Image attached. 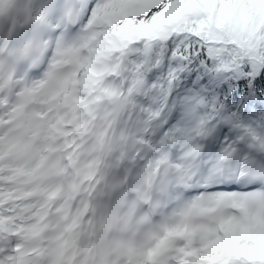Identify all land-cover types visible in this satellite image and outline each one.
Wrapping results in <instances>:
<instances>
[{"label":"clouds","instance_id":"obj_1","mask_svg":"<svg viewBox=\"0 0 264 264\" xmlns=\"http://www.w3.org/2000/svg\"><path fill=\"white\" fill-rule=\"evenodd\" d=\"M46 3L13 0L0 15V35L18 34ZM142 6L144 0H122L116 13L90 16L74 44L54 50L38 77L27 78L32 65L20 77L0 74V208L11 210L0 236L4 264H135V250L153 228L190 199L177 193L186 183L195 186L208 108L193 110L191 99L167 104L164 81H148L164 38L160 25H175L165 13L144 35L149 30L136 21ZM254 39L264 42V31L257 29ZM136 53L142 75L130 60ZM158 112H175L184 133L160 134ZM132 202L153 206L156 218L121 223ZM215 215L242 216L245 243L264 234L262 206L242 212L228 204L193 222L208 226ZM156 259L163 264L167 251Z\"/></svg>","mask_w":264,"mask_h":264},{"label":"snow or ice","instance_id":"obj_2","mask_svg":"<svg viewBox=\"0 0 264 264\" xmlns=\"http://www.w3.org/2000/svg\"><path fill=\"white\" fill-rule=\"evenodd\" d=\"M12 2L0 0V15ZM121 3L47 0L37 18L29 16L18 34L10 33L9 40L0 35V74L20 77L32 65L27 78L38 77L54 50L74 44L77 29L90 16L116 13ZM139 12L136 21L149 30L144 35L165 13L175 25L172 29L160 25L164 38L152 55L148 81H164L167 104L191 99L193 110L206 105L208 120L197 147L200 170L195 186L186 183V190L177 193V199H190L153 228L135 250V264H161L156 259L161 251H167L163 264H240L231 259L233 254H243L244 264H264V234L245 243L249 237L242 216L215 215L208 226L193 222V217L212 215L228 204L242 212L264 207V157L255 151L264 150V42L254 39L257 29L264 31V0H144ZM138 55L130 60L142 75ZM157 115L162 120L160 134L184 133L175 112ZM153 212V206L132 202L121 223L150 222L156 218ZM6 217H11V210L0 208V236L4 227H10L2 223ZM5 255L0 248V264Z\"/></svg>","mask_w":264,"mask_h":264}]
</instances>
